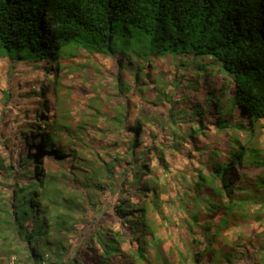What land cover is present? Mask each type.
<instances>
[{"label": "trees", "instance_id": "obj_1", "mask_svg": "<svg viewBox=\"0 0 264 264\" xmlns=\"http://www.w3.org/2000/svg\"><path fill=\"white\" fill-rule=\"evenodd\" d=\"M78 49L102 57L94 77L113 79L117 91L119 107L106 125L83 123L100 134H118L108 142L110 150L101 146L107 161L96 151L90 154L94 164L82 158L86 152H77L94 150L88 128L80 126L78 143L63 116L55 113V100L61 105L59 60L73 59ZM0 62L41 67L45 79L40 86L48 85L41 113H47L50 104L54 116L50 124L45 122L46 129L37 130L40 147L60 165L65 155L71 156L69 148L57 145L56 133L62 132L74 153L72 176L82 177L79 189L57 188L68 181L62 171L46 175L39 166L31 171L20 158L21 173L14 175L0 156V171L13 179L10 203L0 209L7 220L0 223H8L27 244L26 260L31 264H86L79 256V239L87 237V227L92 231L86 239L89 264H149L144 250L151 240L159 243L156 214L160 225L170 230L177 223L196 226L195 214L189 220L169 209L181 201L188 206L202 187L222 175L220 165L210 178L202 167L188 163L210 141L206 114L196 98L216 73L223 77L213 78L221 83L219 91L232 86L227 107L237 106L250 128L226 168L261 170L238 199L249 202L245 210L251 211L257 202L255 211L264 210V154L256 138L264 119V0H0ZM27 132L33 133L34 127ZM98 141L104 144L105 138ZM207 151L211 156L209 147ZM30 160L39 158L31 154ZM170 176L180 180L174 182V199L167 191ZM20 177L26 185L19 184ZM227 186L219 190L226 197L219 204L225 210L219 224L224 225L229 211L246 204L235 203ZM219 205L208 208L214 211Z\"/></svg>", "mask_w": 264, "mask_h": 264}, {"label": "rangeland", "instance_id": "obj_2", "mask_svg": "<svg viewBox=\"0 0 264 264\" xmlns=\"http://www.w3.org/2000/svg\"><path fill=\"white\" fill-rule=\"evenodd\" d=\"M101 58L102 57H91L84 50L78 49L77 55L73 59L59 61L61 73L59 74L60 90L58 94L61 105L56 99L55 104L58 105V109L55 107L57 110L55 113H57L58 117L63 116L62 122L65 120L64 124L68 127V132L78 143H80V126L85 127L86 130L88 128V138L95 141L93 143L94 150H78L77 152L81 155L86 152L82 158L89 164L95 163V159L90 156L93 151L100 153L104 157V160L107 161L108 158L105 156V151H103L102 148H106L107 151L110 150L111 144L108 142H113L111 138L118 137L117 132L112 131L108 133V131H106V133L102 132L100 134L97 129L87 127L83 124L86 122L89 126L88 123L92 122L96 123L97 126L106 125L108 117L113 115L115 110L119 107L117 106L115 81L111 78L100 80L98 76L97 81L94 77L96 73L94 71L95 68L97 66H102ZM108 61L113 65L115 60L111 59ZM3 64V62H0V156L13 168L11 174L13 173L15 175L17 171L21 173L19 164L21 165L20 158H23V160L26 161L24 167L31 171H34L35 167L37 169L38 166L41 167V170L46 175L62 171V174L67 176L68 181L64 184H60L61 186L58 185L57 188L79 189L82 177L72 176V154L74 153L70 151L71 143L62 139V137H64L62 136V132L56 133L57 145L58 147L62 145L63 148H69L67 152H70L71 156H69V154L65 155L60 165H57L54 159L51 158V155L47 152H43V147H40L42 139L37 137V130L40 128L46 129V127H44L45 122L50 124L54 116L50 104L49 108L46 109L47 113H41V108L44 104V94L48 89V85H46V90H44L43 93H36L45 79L40 76L41 67L30 68L29 72L21 74V70L29 67L13 62H9L7 65ZM40 66H45V63H41ZM46 66L51 68V65ZM101 75L105 76L103 72H101ZM213 78H218L221 81L223 80L221 73H216ZM213 78L209 79V86H201L199 88L198 97L196 98L197 102L203 103L208 91L220 87L221 83ZM22 81H24V84L19 86ZM48 95L51 97L49 92ZM211 100L212 99H210V101ZM206 110L208 111V115H205L204 119L208 120L209 115L212 113V108L206 104ZM31 127H34V132H27ZM23 131L26 132L25 135L22 134ZM124 133L129 135V131ZM100 135L101 137H98ZM208 135L207 137L210 141L208 140L207 145L196 150L188 163H193L195 168L202 167L203 170L210 175V178H214L212 174L216 173V166L212 162L216 155L219 154V149L225 148L226 144L217 141V146H219V148L214 149L211 156H208L209 153L207 150L211 144V137L215 136L217 140V136H222V134L217 133L211 136L208 131ZM241 135L243 140H245L248 132L245 131L241 133ZM100 138H105L104 144L98 141ZM256 138L259 140L260 146L262 145L264 148V136L256 134ZM121 144L125 146L124 142ZM101 146L103 147L101 148ZM31 154H35L39 160H30ZM258 172L257 169L253 168L241 170L240 178L235 183H232L234 191L231 193V196L232 199L235 200V203H244L243 200L238 199V197L242 190L251 186V183H255ZM5 175H7V173ZM18 180L20 182L19 184H27L26 180H23L22 177ZM166 181L169 182L167 191L171 198L174 199L176 190L174 182L180 180H178L176 176H174V178L170 176ZM166 181H163V183L165 184ZM102 182H104V180H102ZM12 183V177H5L3 171H0V209L4 204L10 203L13 190ZM223 184L224 183L220 179L215 177L213 183L210 184L212 186L205 185L202 187V190L188 206L183 201L178 204V207L173 206L169 209V207L166 206V213H169L168 209L171 212L179 210V213L189 220L194 214H197V223L196 226L193 225L194 227L190 226L189 223L183 224V227L181 224L178 225L177 223L176 228L170 230L162 227L160 225V222H162L160 216L158 214L155 215L159 243H152L151 240L149 246L144 250L145 255H148L147 260L150 262L149 264H207L212 251V254L215 253L218 257L213 256L212 263L210 262V264H225V257L223 256L228 254H230L229 257H231L236 264L238 259L242 260L243 264H264V261H256L257 256L262 255V258H264V251L263 253L258 251L259 247H264V210H262V212L255 211L259 209V202H257L256 206L251 204V211H244V209H247L248 203L244 204L245 206L241 208H233L231 214H228L225 227L220 229L218 235L214 237V243L213 246H211L213 239L212 235L217 227L218 218L224 216L223 208L219 205L226 201L225 192H219V190H223ZM166 199L167 198H165V200ZM81 203L84 205V202ZM211 203L219 205V207L217 206L216 209H214V212L211 207L208 208ZM180 205H182V207H180ZM205 211L206 214L204 213ZM211 213L212 217H209L208 215ZM9 214L10 216L13 214L11 209H9ZM246 215L247 217L244 218ZM0 219L3 221L7 220V218L1 216ZM208 219L211 220L210 225V222L207 224ZM81 220V223H84V219ZM223 226L224 221L219 224V227ZM79 227L80 225L77 224V228ZM89 229L90 228L87 227L84 231L87 233V235H85L87 237H85V239H79V242L82 244V247L79 248V256L86 264L90 263V260L86 259L90 251L86 250L88 248L87 245L90 243V241H86V239L88 236L90 239L92 235V231ZM187 233L190 234L187 235ZM62 236L66 237L64 234ZM71 236L73 240H76L78 235L74 231ZM225 244L227 246H224ZM246 245L251 248V254L247 251L242 255L243 249H246ZM225 248H230V252H227L228 250H223ZM91 254L90 256H93V253ZM26 255L27 244L8 227V223L1 222L0 264H31L26 260ZM154 255H157V260H155ZM247 258H251V260ZM94 259L96 261V258ZM16 260H18V262H16ZM228 264L230 263L228 262Z\"/></svg>", "mask_w": 264, "mask_h": 264}, {"label": "clouds", "instance_id": "obj_3", "mask_svg": "<svg viewBox=\"0 0 264 264\" xmlns=\"http://www.w3.org/2000/svg\"><path fill=\"white\" fill-rule=\"evenodd\" d=\"M15 64H18V63H15ZM29 71H30V68L23 69V70H21V74L27 73ZM39 90L41 92H43L46 89L40 87ZM219 90H220L219 88H215V89H212L211 91H208L207 95L205 96V98L203 100V103L199 102L198 104L202 106L203 111L205 112L206 115H208V111L206 110V104L208 106H210V108H212V113L209 115V118L207 120L208 123L206 125L207 126V130L210 132L211 136L216 135L217 133L222 134V136H217V140H216L215 136L211 137L212 140H211V144L209 146V148L211 150V153L213 152L214 149H216V148L218 149L219 148V146H217V143H218L217 141L223 142V143L226 144L225 148H223V149L220 148L219 149V154L216 155V157L214 158L212 163L216 166V168L219 165L223 168V169H221L222 170L221 171L222 175L220 176V180L223 183H226V185H228L227 188L228 187L231 188V191H230L229 188L228 189L232 193L234 191L232 183L233 182L235 183L240 178L241 170H247V169H251V168L250 167H245L244 169H238L235 165H230L227 168H226V166H227L228 163L231 162V156L233 155L234 152L237 151L238 145L239 144H245L246 139H247V137L249 135V132H250V128L247 125L248 121H246L245 117H242L239 114V109H238L237 106L234 105V106H232L230 108L229 105H228V107L226 105V102H229L228 99L231 97L232 86L230 88L224 90V91H219ZM50 91L52 92V90H50ZM223 93H224V95H223ZM210 99H212V100L210 101ZM263 121H264V119L260 120V123L262 124L263 127L261 128V133L259 135H262V136H264V124H263ZM237 123L238 124H243V125H245V127L238 128L237 125H236ZM245 131L248 132V135L245 137V140H243V137H242L241 133H244ZM259 146H260V143H259ZM260 148L262 149L263 154H264L263 146L261 145ZM253 169H256V168H253ZM257 170L260 171V173H261L260 169H257ZM223 172H225L224 175H223ZM260 173L258 172V175ZM258 175H256V177ZM252 185L253 184L251 183V186ZM251 186H249V187H251ZM249 187H247V188H249ZM222 188H224V184H223ZM232 200L235 202L234 199H232ZM243 202L244 203H249L248 201L245 202L244 200H243ZM242 209H244V208H242ZM223 211H224V216H225L224 208H223ZM231 212L232 211H229V214H231ZM204 213L206 214V211ZM212 213L210 215H208V216L212 217ZM224 216H220V218H218L217 227L215 228V230L218 229V233H219L220 229L224 228L226 223H227V220H226L225 225L223 227H219L220 220ZM195 217L197 218V214H195ZM227 218H228V215L226 216V219ZM244 218H246V217H244ZM208 222H210L209 223V225H210L211 224V220L208 219L207 220V224H208ZM214 234H215V231L213 232V235H212L213 239H212V242H211V246H213L214 237L216 236V235L214 236ZM224 246H227V245L225 244ZM245 248L246 249H243L242 255H244V253H246L247 251L249 252V254H251L250 253L252 251L251 248H249L247 245L245 246ZM223 250H228L227 252H230V248H225ZM258 251L263 253V251H261V247H259ZM212 252L210 253V258H209L208 262L210 261L211 256L215 254V253L212 254ZM215 256L218 257L216 254H215ZM229 256H230V254L223 256V257H225V262L224 263L228 264V262H229L230 264H236L233 261V259L231 257H229ZM247 259L251 260V258H247ZM220 260H221V256H220ZM220 260H219V262H220ZM237 261H238L237 264H243L242 260L238 259ZM256 261L257 262H263L264 258H262V255L257 256Z\"/></svg>", "mask_w": 264, "mask_h": 264}]
</instances>
